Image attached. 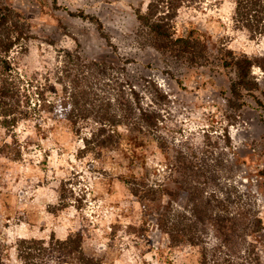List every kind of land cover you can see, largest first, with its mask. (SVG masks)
I'll return each instance as SVG.
<instances>
[{
  "label": "rangeland",
  "instance_id": "rangeland-1",
  "mask_svg": "<svg viewBox=\"0 0 264 264\" xmlns=\"http://www.w3.org/2000/svg\"><path fill=\"white\" fill-rule=\"evenodd\" d=\"M150 1L0 0V6L22 12L31 27L32 39L24 51L11 55L14 66L28 79L49 77L50 90L60 92L54 75L61 66V51L77 52L88 60L115 52L131 62L127 68L134 76L153 80L168 96L170 115L163 134L169 142L184 149L208 146L210 151L217 143L214 157L221 164L211 167V176H228L218 184H234L243 196L241 203L264 224V110L250 97L242 109H230L225 101L227 76L209 68L188 69L148 47L135 14L144 12ZM233 7V0H205L201 9L181 8L175 19L177 32L194 28L217 47L264 58V36L251 38L236 30ZM80 11L89 17L70 15ZM253 75L259 84L255 95L264 101L263 74L254 68ZM49 124L37 131L31 122L19 123L15 135L22 145L30 142L22 150V160L12 163L0 157L1 242L12 246L19 239L64 240L79 233L83 253L94 264H199L195 248L169 250L154 220L143 216L128 191L130 177L144 182V175L149 177L147 184L167 182L175 187L177 175L169 174L154 145L140 150L134 164H128L118 151H103L98 157L80 153L82 143L66 122ZM5 139L9 142V130L0 127V146ZM221 150L225 155H219ZM225 159L231 164L224 165ZM258 251L264 264V239ZM9 252L13 256V249Z\"/></svg>",
  "mask_w": 264,
  "mask_h": 264
},
{
  "label": "trees",
  "instance_id": "trees-1",
  "mask_svg": "<svg viewBox=\"0 0 264 264\" xmlns=\"http://www.w3.org/2000/svg\"><path fill=\"white\" fill-rule=\"evenodd\" d=\"M233 4L235 29L251 38L264 36V0H233ZM203 5L205 0H151L144 12L135 14L143 41L160 56L188 69L209 68L227 76L225 101L230 109H242L250 97L264 110V101L255 95L259 84L253 75L257 68L264 78V58L217 47L194 28L177 32L178 11L198 10ZM70 15L89 17L81 11ZM96 23L102 30L101 24ZM31 39L28 18L17 9L0 6V127L9 130V142L3 141L0 157L12 163L22 160V150L30 142L22 145L14 133L21 122H31L37 131L47 123L66 122L82 143L80 153L98 157L103 151H118L128 164H134L140 150L154 145L169 174L177 175L175 187L167 182L147 184L146 175L140 179L144 182L130 177L126 185L140 204L143 216L152 218L167 239L169 250L195 248L199 264H260L258 245L264 239L261 218L241 203L243 196L234 184L226 179L218 184L224 173L211 176V167L221 164V159L214 157L217 143L210 151L208 146L184 149L181 144L169 142L163 132L170 101L153 80L134 76L127 68L131 62L115 52L88 60L77 52L64 50L61 66L54 75L60 92L50 90L49 77L25 78L11 58L24 51ZM225 135L229 151L230 140ZM219 155H225L223 150ZM222 162L231 164L229 159ZM0 264L94 263L83 253L81 235L75 233L64 240L54 236L48 240L19 239L12 246L0 241Z\"/></svg>",
  "mask_w": 264,
  "mask_h": 264
}]
</instances>
